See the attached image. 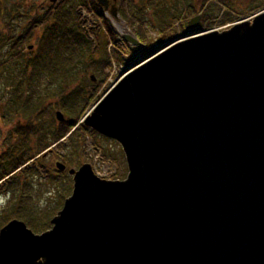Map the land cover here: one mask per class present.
<instances>
[{"label": "water", "instance_id": "1", "mask_svg": "<svg viewBox=\"0 0 264 264\" xmlns=\"http://www.w3.org/2000/svg\"><path fill=\"white\" fill-rule=\"evenodd\" d=\"M200 21L151 46L81 121L120 144L127 178L71 168L50 229H0V264H264V12L191 35Z\"/></svg>", "mask_w": 264, "mask_h": 264}, {"label": "trees", "instance_id": "2", "mask_svg": "<svg viewBox=\"0 0 264 264\" xmlns=\"http://www.w3.org/2000/svg\"><path fill=\"white\" fill-rule=\"evenodd\" d=\"M67 1L69 0H59L52 4L51 9L47 10L44 15L33 17L31 25L28 26L33 30L30 31L27 28L28 31L25 35L15 34L10 26L6 29L7 35L3 34L4 32L0 29V47L8 41L7 44L14 42V44L20 45L23 50L26 48V43L32 39L34 30L44 23L37 50L31 58L25 61L26 70L32 67L36 75L39 73L49 75L47 70L52 71L54 67L60 68L66 65L65 69L73 70V75L79 76L77 85L81 82V86H77L67 93L66 89L69 84L67 87H62L58 82L55 85L46 76L48 83L44 87L41 85V88L40 84L38 85L39 92L36 98L21 99L22 93H20V97H15L16 101L7 100L9 106L14 103L17 105L12 116L25 120L27 124L17 128L19 131L18 140L0 154V194L4 189L7 194L12 195L8 201L9 205L0 219V229L14 218L24 220L37 233L50 229L51 218L61 209L65 199L72 192V177L68 170L60 171L55 168L54 158L63 157L66 159L67 165L72 166L73 163L70 161L69 155L77 150L81 140L86 149L87 136L91 135L117 143L98 134L83 123L79 124L83 114L96 101L99 88L104 81L102 79L96 83L92 75H87L86 69L82 70L83 67L80 64L93 63L95 61L93 54L100 53L103 48L107 55L109 41L115 43L114 54L118 60H123L121 51L126 54L131 52L133 47L129 42L119 38V34L109 25L103 8L96 0H73V7L70 5L69 9H59ZM240 2H244V0H147L146 2L143 0H118V5L119 13L129 20L130 26L135 29L136 37L142 44L149 45L152 43L151 38L148 30L144 29L142 25L147 21V16L154 21V28L159 30L162 37H170L177 31L175 23L182 17L184 19L181 20L180 26L183 28L186 27L190 18L197 14L202 15L200 23L202 28H212L218 22L222 24L234 22L238 15L244 14L239 13V10H242L238 9ZM222 5L225 6V10L221 8ZM263 7L264 0H248L247 9L243 10L244 12H256ZM52 8L58 11L55 12ZM84 9L91 14V22L86 23L81 20L83 15L80 10ZM4 11L0 0V20ZM181 14H183L182 17H180ZM136 22L139 23L138 26ZM88 53H91L89 58ZM63 61H66L63 66L56 63ZM109 62L110 58L107 55V59L100 61L101 69L108 66ZM94 67L97 69L95 65ZM94 77L97 75L95 74ZM84 80H87V85H82ZM71 81L75 82L74 79ZM58 96L61 98L59 106L67 114L66 119L59 123L54 117L58 104L54 106L50 102L49 104L53 106H49L46 103L48 99ZM47 109L53 115L49 119L53 122L51 124H48L46 119H42ZM54 146L61 148L64 153L60 155L54 149V151H50L49 149ZM45 152L47 153L44 154ZM103 157L115 162L118 160L117 155L112 156L111 153L105 151ZM48 186L54 187L56 193L51 191L50 193L54 195L48 197L47 205L43 206L35 195L37 192L41 193V188Z\"/></svg>", "mask_w": 264, "mask_h": 264}, {"label": "rangeland", "instance_id": "3", "mask_svg": "<svg viewBox=\"0 0 264 264\" xmlns=\"http://www.w3.org/2000/svg\"><path fill=\"white\" fill-rule=\"evenodd\" d=\"M1 1L3 4V8L5 9L4 15L0 20V29L4 32L3 34L8 33L6 29L10 26L12 27V31L15 34L18 33L21 35L22 34L25 35L28 31L27 28L29 24L31 25L30 22H32L33 17H39L44 15L47 10L51 9L52 4H54L51 3L50 0H1ZM143 1L146 2L147 0H143ZM247 3L248 0H244V2L238 3V9H242L239 10V13L240 14L244 13L241 14V17L253 13L250 11L244 12L243 9H247ZM70 5L73 7L74 5L73 0H69L66 3H63L59 9L62 10L69 9L68 7H70ZM218 5L220 6V4ZM221 8H224L225 10L224 5H222ZM52 10L55 12L58 11L57 9H53V8ZM146 10L148 11V8ZM80 11H81L80 13L83 15L81 20L86 21V23L91 22L92 19L91 14H89L85 9ZM182 16L183 14L180 15V17ZM193 17H191L190 20ZM106 18L108 19L109 25L112 27V29L119 34L120 39L122 38L124 33L134 34L135 29L132 26H130L129 20L121 16L119 11L117 13V17H115L111 13V10H107ZM183 19L184 18L182 17L181 19H178V21L175 23V28H177V31L175 32L173 37L181 36L182 34H185L184 29L186 27L183 28L180 26L182 22L181 20ZM138 24L139 23L136 22L137 26ZM153 24L154 21H152L149 16H147V21L142 24L143 28L148 30V34L151 38L152 43L149 45L142 44V46L133 47L132 50L133 52L131 51L127 56L124 51H121V56H122L121 58L123 60L116 59L114 54L115 43L109 41L107 45V55L110 58V62L108 66H106L104 69H101L100 67V61L103 59H107L105 48H103L100 53L93 54V57L95 58V61L93 63L87 64L86 62H84L80 64V66L83 67L82 70L86 69L85 71H87L88 76L89 75L95 76V74L97 75V77H95L96 83L104 79L103 83L99 88L96 101L116 81V79L122 73L121 70L124 71L128 66H132L136 63L143 61L144 59L149 57L151 53V50L149 48L151 46L155 44H159L157 47H160L162 44L159 42L163 43L165 40L169 38V36L162 37L160 35L159 30H157V28H154ZM43 25L44 23H42L40 27L34 30L35 33L33 34L32 39L26 43L25 49L22 50L21 46L18 44H14V42H10L7 44L8 41L0 47L1 48L0 49V154L4 152L7 148L12 146L18 140L19 131L17 130V128L24 127L27 124L25 120H20V118H18L17 116H12L13 111L17 105H15L14 103L11 106H9L7 104L8 99H11L12 101H16L17 98L15 97L16 96L20 97V93H22L21 99L27 97L36 98L37 93L39 92L38 85L40 84V88H41V85H43L44 87L48 83L47 79L45 78L46 76H48L50 78V82L55 83V85L58 82L60 85H62V87H67V85L69 84L68 89H66L67 93L68 92L70 93L75 87L81 86L80 85L81 82L77 85V83L79 82L78 79L79 76L78 75L74 76L73 70L65 69L66 65L63 66L66 63V61L56 62L58 65L63 67L60 68L54 67L52 71L47 70V73L49 75L40 74V73L36 75L34 74L32 67H29V69L26 70L25 61L26 59L31 58L34 55L35 51L37 50L38 42L43 31L42 28H44L45 26ZM220 25H222V23L218 22L214 24L213 27H217ZM28 29L30 31L33 30L31 28ZM7 38H9V36H7ZM27 46H30L31 49H29ZM90 54L91 53H88V58L90 57ZM87 59L85 60L87 61ZM94 65L97 67V69H94L95 68ZM73 79L75 80V82L71 81ZM63 81H67V82H63ZM69 81L70 83H68ZM87 84H88L87 80H84L82 82V85H87ZM60 100L61 98L60 96H58L52 99H48L46 103L49 106H53L49 104L50 102H52L54 106L58 104L57 110H61L65 114V116H67L65 110L60 108L59 106ZM92 106L86 110L83 116L88 111H90ZM55 114H56V110L54 113V117H56ZM51 115H52L51 111L47 109L45 111L44 118L42 119H46L48 124H51L53 123L49 120L51 119ZM56 122L59 123L57 118H56ZM87 141L88 143L86 149L84 148V144L81 140L79 142V145L77 146V150L73 151L69 155V159L73 163L71 167L79 168L81 164L90 162L92 163L96 173L98 172L100 174H105V173L111 174L116 171L117 176H119L120 179H124L127 177L129 172L127 162L124 153H122L123 150L118 143L104 140L102 138L96 137L95 135L87 136ZM54 150L57 152V154L60 155L64 153L63 150L61 148H58L57 146H54ZM104 151L107 153H111L112 156L117 155L118 157L117 162L109 160L108 158H104L103 157ZM55 160L56 158H54L53 160L54 165H55ZM51 191H53L54 194L56 193V190H54V187L52 186L41 188V193L40 192L36 193L35 196L40 204H42L43 206L47 205L48 197H52L54 195L50 193ZM1 192L2 193L0 194V219L4 214V210L9 205L8 201L12 196L11 194H7L6 191H4V189L1 190Z\"/></svg>", "mask_w": 264, "mask_h": 264}, {"label": "flooded vegetation", "instance_id": "4", "mask_svg": "<svg viewBox=\"0 0 264 264\" xmlns=\"http://www.w3.org/2000/svg\"><path fill=\"white\" fill-rule=\"evenodd\" d=\"M239 17H241V15H238Z\"/></svg>", "mask_w": 264, "mask_h": 264}]
</instances>
